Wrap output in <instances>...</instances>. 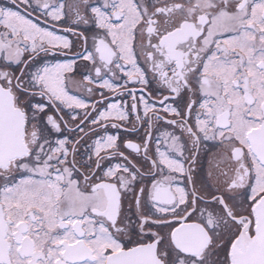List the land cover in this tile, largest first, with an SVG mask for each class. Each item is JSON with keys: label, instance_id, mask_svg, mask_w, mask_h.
I'll list each match as a JSON object with an SVG mask.
<instances>
[{"label": "snow or ice", "instance_id": "snow-or-ice-1", "mask_svg": "<svg viewBox=\"0 0 264 264\" xmlns=\"http://www.w3.org/2000/svg\"><path fill=\"white\" fill-rule=\"evenodd\" d=\"M0 264H264V0H0Z\"/></svg>", "mask_w": 264, "mask_h": 264}]
</instances>
